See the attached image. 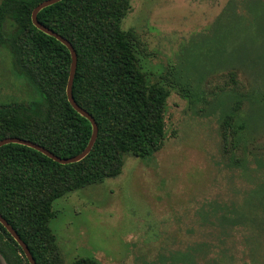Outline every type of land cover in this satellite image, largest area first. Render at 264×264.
Here are the masks:
<instances>
[{"label": "rangeland", "instance_id": "rangeland-1", "mask_svg": "<svg viewBox=\"0 0 264 264\" xmlns=\"http://www.w3.org/2000/svg\"><path fill=\"white\" fill-rule=\"evenodd\" d=\"M247 3L128 0L119 27L166 91L163 131L150 160L127 151L117 175L53 200L63 264H264V24L239 29ZM22 82L0 47V98L22 95ZM232 91L246 97L226 128Z\"/></svg>", "mask_w": 264, "mask_h": 264}, {"label": "trees", "instance_id": "trees-1", "mask_svg": "<svg viewBox=\"0 0 264 264\" xmlns=\"http://www.w3.org/2000/svg\"><path fill=\"white\" fill-rule=\"evenodd\" d=\"M41 1L0 0V47L10 57L12 72L20 74L23 81L22 95L0 98V139L18 136L57 156L70 157L87 144L91 124L66 98L71 62L68 48L31 21V11ZM249 3L250 17L248 12L239 16L243 31L264 24V0H248L247 7ZM128 5V0H60L37 12L40 23L73 46L77 64L72 95L98 127L86 156L67 164L19 143L0 146V214L37 264H63L49 227L54 199L117 175L127 151L146 161L157 150L166 91L158 83L147 82L125 32L120 30ZM231 29L226 27L228 32ZM228 35L219 33L215 43L227 41ZM254 60L264 66V52L256 51ZM245 97L233 91L228 94L232 104L222 110L226 128L231 127ZM0 256L5 264H29L1 223ZM67 264L98 263L80 256Z\"/></svg>", "mask_w": 264, "mask_h": 264}, {"label": "water", "instance_id": "water-1", "mask_svg": "<svg viewBox=\"0 0 264 264\" xmlns=\"http://www.w3.org/2000/svg\"><path fill=\"white\" fill-rule=\"evenodd\" d=\"M60 0H43L39 2L31 11V21L35 27L40 29L41 31L45 32L46 34L53 36L57 40H59L62 44H64L70 53V66H69V72H68V78H67V83H66V88H65V93H66V98L69 104L72 106L74 110H76L79 114L82 116L86 117L90 124H91V134L90 138L85 145V147L77 154L70 156V157H60L46 149L45 147L39 145L36 142H33L29 139L21 138L18 136H6L0 139V146L7 144V143H19L22 145H26L28 147H31L47 157L51 158L52 160L61 163V164H67V163H72L79 161L82 159L86 154L90 151L96 136H97V123L95 122L94 118L83 108H81L74 100L73 95H72V84H73V78L76 70V64H77V56L76 52L71 45V43L65 39L62 35L59 33L55 32L54 30L48 28L47 26L43 25L37 20V12L50 4H53L55 2H58ZM0 223L4 226V228L9 232V234L12 236V238L17 242V244L21 247L22 252L24 256L26 257L27 261L29 264H37L35 259L33 258L28 246L25 244V242L19 237L17 232L11 227V225L1 216L0 214Z\"/></svg>", "mask_w": 264, "mask_h": 264}]
</instances>
